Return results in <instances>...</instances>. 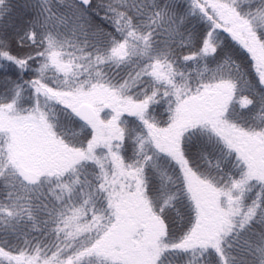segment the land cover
I'll use <instances>...</instances> for the list:
<instances>
[{"label":"snow or ice","instance_id":"obj_1","mask_svg":"<svg viewBox=\"0 0 264 264\" xmlns=\"http://www.w3.org/2000/svg\"><path fill=\"white\" fill-rule=\"evenodd\" d=\"M0 264H264V0H0Z\"/></svg>","mask_w":264,"mask_h":264}]
</instances>
